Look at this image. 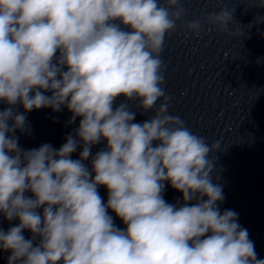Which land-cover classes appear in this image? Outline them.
I'll return each mask as SVG.
<instances>
[{"label": "clouds", "instance_id": "obj_1", "mask_svg": "<svg viewBox=\"0 0 264 264\" xmlns=\"http://www.w3.org/2000/svg\"><path fill=\"white\" fill-rule=\"evenodd\" d=\"M234 12L185 21L182 0H0V214L19 221L0 229L8 264H264L238 213L220 210L221 142L170 114L163 87L178 22L235 36ZM42 108L79 125L58 149H23L15 133ZM133 108L152 115L136 123ZM165 182L182 202L164 199Z\"/></svg>", "mask_w": 264, "mask_h": 264}]
</instances>
